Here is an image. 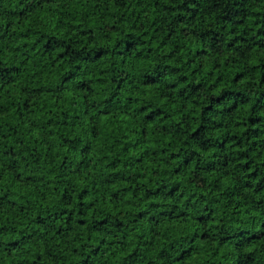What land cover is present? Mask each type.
<instances>
[{"label":"trees","instance_id":"trees-1","mask_svg":"<svg viewBox=\"0 0 264 264\" xmlns=\"http://www.w3.org/2000/svg\"><path fill=\"white\" fill-rule=\"evenodd\" d=\"M0 264H264V0H0Z\"/></svg>","mask_w":264,"mask_h":264}]
</instances>
